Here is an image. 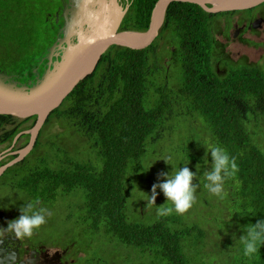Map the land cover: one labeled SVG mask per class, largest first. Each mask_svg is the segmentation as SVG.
<instances>
[{
	"label": "trees",
	"instance_id": "trees-1",
	"mask_svg": "<svg viewBox=\"0 0 264 264\" xmlns=\"http://www.w3.org/2000/svg\"><path fill=\"white\" fill-rule=\"evenodd\" d=\"M156 2L133 0L123 28L146 30ZM251 9L211 13L198 4L171 3L153 43L143 48L113 44L103 53L94 72L50 113L33 150L0 176V185L28 191L31 183L37 188L42 181L50 205L60 195H73L75 199L65 206L68 218L79 211L78 220L89 225L84 230L104 231L108 238L134 247L140 256L138 264H203L207 247L220 251L222 243L239 241L246 233L242 225L264 219V148L258 141L264 122L254 121L264 120V70L255 63H231L226 73L224 68L218 73L222 52L215 30L234 13ZM45 18L39 0H0L1 70L34 75L48 45ZM167 56H171L170 70ZM174 67L180 71L173 77ZM160 70L166 75L159 77ZM187 117H200L205 134L192 127L195 133L187 142L176 144L171 138L175 122ZM13 119L18 118L0 114V129ZM36 119L37 115L20 120L0 135V142L13 143ZM54 123L60 129L45 147L42 136ZM205 137L227 149L239 165L237 177L225 182L229 220L219 224L226 225L218 241L208 242L201 224L181 223L177 214L157 215L148 223L132 220L128 210L132 188L140 176L153 173L143 167L148 148L155 151L161 145L168 150L174 163L167 162L170 172L174 165H192L197 172L193 183L200 187L204 171L212 166ZM38 147L47 148L46 154L41 156ZM206 153L207 164L203 162ZM218 255L219 261L225 258ZM84 263L102 264L94 255H88ZM227 264H264V245L246 257L242 245L236 244Z\"/></svg>",
	"mask_w": 264,
	"mask_h": 264
},
{
	"label": "water",
	"instance_id": "water-1",
	"mask_svg": "<svg viewBox=\"0 0 264 264\" xmlns=\"http://www.w3.org/2000/svg\"><path fill=\"white\" fill-rule=\"evenodd\" d=\"M175 1L198 4L211 13L246 10L264 3V0H157L146 30H120L127 7L119 0H70L71 6L64 11L63 36L58 40L59 47L62 43L66 47L61 58L48 67L36 83H20L0 69V114L21 119L37 115L31 128L16 135L14 142L23 134H29V141L11 153L14 158L0 165V176L33 150L50 113L94 72L103 53L113 44L143 48L153 43L164 24L169 5ZM57 45L54 43L50 47L48 60H52ZM4 157L0 154V162Z\"/></svg>",
	"mask_w": 264,
	"mask_h": 264
},
{
	"label": "flooded vegetation",
	"instance_id": "flooded-vegetation-1",
	"mask_svg": "<svg viewBox=\"0 0 264 264\" xmlns=\"http://www.w3.org/2000/svg\"><path fill=\"white\" fill-rule=\"evenodd\" d=\"M39 1L44 5L46 10L45 20L47 21V28L44 31L48 32L46 50L34 68V75L24 77L16 72H8L13 80L28 85L36 83L42 77L45 70L48 67H52L54 62L61 58L66 47L65 43H62V47H59L60 41L58 40L63 36V27L66 22L64 11L71 6L70 0ZM132 1L119 0L121 5L127 7V12L119 28L120 30L125 29L122 25ZM215 32H217L216 38L218 40L219 52H222L219 58V65H224V73H226V66H229L231 63L233 65L254 63L249 60L248 53L244 51V48H250L251 46H259L262 49V59L255 64L264 70V3L252 8L251 12L234 13L230 18L224 19L221 24L217 25ZM236 41L241 45L238 49L241 55L234 56L230 44ZM54 43L58 45L50 61L48 60L49 49ZM127 53L125 52V54ZM225 57L229 59L226 64L223 62ZM170 59L171 56L166 57L167 70H170L171 67L169 63ZM221 69V66L217 68L218 73H221ZM23 136L24 134L19 138ZM16 142L13 141V143ZM9 153H12V151L5 152L4 155L6 156ZM0 187H6L9 191V194L0 198V226L6 227L8 221L19 217L22 214L21 207L26 206L28 202H36L37 208L47 209L44 213L46 222L39 228L34 229L31 236L16 238L14 235L0 232V264H84L88 255H94L92 246L79 240L88 235V230H84L82 226H79L82 221L77 220V224H75L73 229H70L72 228L70 227L65 231H54L51 228L55 209L45 200L43 195L45 193V186L42 181L37 188L34 182L31 183V188L28 191L13 189L9 185H0ZM1 189L0 195H2ZM86 224V222H82V225Z\"/></svg>",
	"mask_w": 264,
	"mask_h": 264
},
{
	"label": "rangeland",
	"instance_id": "rangeland-1",
	"mask_svg": "<svg viewBox=\"0 0 264 264\" xmlns=\"http://www.w3.org/2000/svg\"><path fill=\"white\" fill-rule=\"evenodd\" d=\"M241 45L238 41L235 43L230 44V48L233 51V55H241L239 53V48ZM244 51H246L249 56V60L251 62L257 63L262 59V49L258 46H251L250 48H244ZM246 54V53H245ZM161 55H164V50L161 51ZM240 57V56H238ZM229 59L227 57L224 58L223 62L226 64ZM224 65H222V68ZM177 71H180L178 68H172L171 76H178ZM157 75L159 77H162L163 75H166V72L164 70H160ZM171 84V83H169ZM20 120H23L21 118L13 119L11 123L5 125L3 128L0 129V135L6 130L10 129L15 126L17 122ZM257 124H263L264 120L260 117L257 120H254ZM176 129L175 133L172 135V140L176 142V144L186 143L188 140V137L195 133L201 134L204 130V122L200 117H195L193 120L190 119V117L182 118L180 120H177L175 122ZM60 127L58 123L49 124L47 128L44 131V134L42 136V143L45 147L48 145V140L59 131ZM166 132L165 134H167ZM204 133V132H203ZM205 134V133H204ZM208 136V134H206ZM194 141L196 140V137L193 136ZM207 143H210L211 140L207 137H205ZM29 141V135H24L21 139V141L16 143H9V142H0V154L4 155L5 152L9 151H15L18 150V148H22L23 145ZM258 141L259 144L264 148V128L261 129V133L258 135ZM170 140L167 137V143L168 146ZM39 148V154L45 155L47 152V148H43L44 151L40 147ZM203 152L199 153V155H202ZM12 154L9 153L6 155L0 162V164L5 163L11 159ZM164 157L169 158V163L174 164L171 162V159L169 157L168 150L166 148H163L161 145H158L157 148H155V151H152L149 147L146 151V154L143 159V167L145 169H150L153 171L152 175L145 178V176H140L138 180L136 181V185L134 188H132V193L129 196L128 199V210L131 214L132 220H138V221H146L144 223L151 222L155 219L157 216V208L164 204L166 202V197L164 196L163 192L160 189H157V192L160 194L156 197V204H148V201L145 200L142 197H147L148 193L151 194L152 187L154 184L158 183L160 180L167 179V177L161 176V173L170 172L167 168V160L164 159ZM168 163V164H169ZM152 164V165H151ZM211 164V161H210ZM150 167V168H148ZM189 168L196 172V170L193 168L192 165H189ZM209 168L208 170H210ZM197 173V172H196ZM201 175H199V178ZM200 187H197L196 190V196L197 199L194 202L193 206L184 214L181 215L182 220L181 223L189 224V223H198L201 224L204 229L207 232V241H213L217 242L219 236L221 235V229L224 228L226 225H219L223 222H226L229 220L228 213L229 208L227 209L226 203L223 199L217 198L216 196H213L210 194L204 187H203V178L200 181ZM2 195H0V198H3L6 194H9V191L6 189V187H0ZM227 193V187L224 189V194ZM75 199V197L72 195L69 196H62L60 195L57 200L51 205L55 212L53 213L52 221H51V228L54 231H65L67 229H73L75 227V224H77V220L81 218V213L79 211L73 212V217L68 218L67 213L69 211L65 209V206L67 203L71 200ZM165 206H171V203L169 202ZM172 214L175 215L173 212ZM79 226H82L84 229L86 226H89L88 224L82 225V222L79 224ZM229 227L231 225H228ZM91 230H88V237L85 236L80 238L79 240L82 242H85L87 245L90 244L92 246V251L94 256L100 257L102 264H109V261H112V264H138V259H140L138 251L132 247V246H126L122 243L118 242L117 239H110L106 236V233L104 231H100V233L94 231L91 227ZM107 237V238H106ZM75 240V239H74ZM239 241L230 243L225 242L221 244L220 251L219 250H212V248L207 247L206 251L202 255V263L203 264H217L218 263V253L220 252L221 257H225L224 259H221L219 261V264H227L230 261V251L233 246L238 244ZM229 254V255H228ZM125 256V257H123ZM216 260V261H214ZM85 264V263H84Z\"/></svg>",
	"mask_w": 264,
	"mask_h": 264
},
{
	"label": "clouds",
	"instance_id": "clouds-1",
	"mask_svg": "<svg viewBox=\"0 0 264 264\" xmlns=\"http://www.w3.org/2000/svg\"><path fill=\"white\" fill-rule=\"evenodd\" d=\"M204 145L211 154L212 166L210 170H205L203 173V187L213 196L223 199L225 182L237 177L239 165L236 158L218 143L210 142ZM205 157L207 159H204L203 162L207 164L209 162L207 153ZM164 159L169 163L168 157H164ZM198 165L197 168H199ZM160 175L167 177V179L154 184L151 194L148 193L147 197L142 198L148 201L147 205L156 204V197L160 194L157 189H160L166 197V202L157 208V215L165 216L173 212L177 215L186 213L197 199L196 190L199 184L193 183L197 173L185 164L179 168L174 165L171 172ZM169 202L171 206H165ZM46 211L45 208H37L36 202H28L26 206L21 207L22 214L19 217L8 221L6 227L0 226V232H6L16 238L31 236L34 229L46 222L44 214ZM241 227L246 228V233L239 237L243 254L246 257H252L259 251L261 245H264V219L255 224L250 223Z\"/></svg>",
	"mask_w": 264,
	"mask_h": 264
}]
</instances>
